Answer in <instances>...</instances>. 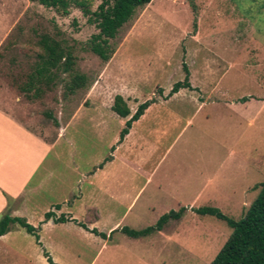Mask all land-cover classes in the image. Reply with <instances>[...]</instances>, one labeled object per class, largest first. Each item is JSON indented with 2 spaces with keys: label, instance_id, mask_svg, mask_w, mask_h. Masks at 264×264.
<instances>
[{
  "label": "rangeland",
  "instance_id": "rangeland-1",
  "mask_svg": "<svg viewBox=\"0 0 264 264\" xmlns=\"http://www.w3.org/2000/svg\"><path fill=\"white\" fill-rule=\"evenodd\" d=\"M100 1L93 0L92 9ZM97 31L78 8L60 15L30 0H0V107L50 139L47 129L53 131L55 125L46 114L64 120L85 106L87 91L103 71L108 77L102 82L104 90L96 85L98 97L112 104L115 94L121 93L134 112L135 102L159 98L183 80L185 63L195 87L187 93L205 103L196 112L190 102L183 110L172 104L156 108L155 114L163 119L159 122L171 128L158 139V154L183 126L180 112L193 117L158 164L155 187L150 184L131 204V198H126L120 205V215L121 209L126 215L118 226L142 229L170 210L182 206L186 210L162 230L138 238L119 229L102 238L73 224L45 228L42 247L15 224L0 237V264H49L43 250L57 264H209L231 228L225 220L192 208L213 206L238 220L259 191L254 185L264 181V0H151L120 28L115 51L106 62L89 47ZM41 33L70 47L75 71L86 75L87 87L67 94L56 80L50 90L32 98L19 90L41 51L37 45ZM82 109V117L66 128L47 158L46 164L54 170L51 179L20 216L30 224H36L48 203L62 194L52 198L47 192L50 185L60 183L62 191L73 187L76 196L79 189L84 192L85 172L108 156L109 143L120 135L125 122L108 105ZM102 115L109 129L99 136L88 117ZM143 125L147 140L150 124ZM118 217L101 219L99 230L106 234V226Z\"/></svg>",
  "mask_w": 264,
  "mask_h": 264
},
{
  "label": "crops",
  "instance_id": "crops-1",
  "mask_svg": "<svg viewBox=\"0 0 264 264\" xmlns=\"http://www.w3.org/2000/svg\"><path fill=\"white\" fill-rule=\"evenodd\" d=\"M104 76L105 78L108 77L106 70L103 71L101 79L99 78L91 84L84 101L85 106L81 105L64 120L55 115L54 118L57 120L58 125L53 127V131L47 129L52 133L50 140L36 134L0 107V213L8 210L12 216H22L25 215L26 210H29V203L33 199V195L39 189L45 188L53 175V168L46 164L47 158L58 144L59 139L64 136L66 128L82 117L80 115L83 113L82 108L88 109L91 105L94 107L108 105L111 110L112 104L105 99H100L97 94L100 91H96L97 84H101L102 90L105 89V86L102 85ZM191 86L192 88L190 89L181 88L168 97L166 96L168 93L163 91L159 98H155V101L133 122L121 140L119 138L120 135L118 137L115 135L108 145L110 151L108 156H104L102 160H97L98 162L92 164L85 172L83 179L86 181V190L84 192L79 189V195L76 196L73 190L75 188L73 187H65L63 188L64 191H62L60 183L50 185L47 192L52 198L56 197L59 192L62 194L56 198L57 200L48 203L49 208L45 212L54 211L57 216L62 213L70 219L85 223L89 229L96 228L99 232H102L98 227L101 219L113 218V220H116V217L119 216L117 222L106 226V236L109 232L111 234L115 230H120L121 226L118 225L126 215V210L122 211V209L120 215V205L123 206L128 201L126 198H131V204L137 197L141 196L144 189L150 184L154 183L153 187H155L156 183L153 178L158 170V164L163 160L166 153L171 151L178 138L186 130L191 117H193L183 111H181L183 114L180 112L181 118L185 119L183 126L169 144L162 148L161 153L158 154L159 149L161 150L158 147V139L162 138L171 128L167 124L163 125V123H160L163 121L162 116H159L158 113L155 114V110L168 104H172L178 110H183L187 106L185 104L190 102L196 105V112L205 102L199 101L195 96L187 93L194 90L195 87L192 84ZM119 95L126 100L127 97L125 95L121 93ZM174 98L179 99L174 101ZM143 101L135 102V108ZM126 102L128 101L126 100ZM129 108L131 110V107ZM111 112L116 114L112 110ZM169 117L174 119V116ZM88 120L91 121V128L99 136L105 134L109 129L105 124L106 119L103 115L99 117L91 116L88 117ZM123 120L121 119V122L126 121V119L125 121ZM146 121L147 124L151 125L148 126L149 132H151V137L149 136L151 139L147 140L144 139L143 134V124ZM170 123L172 124V122ZM158 125L161 126L159 127ZM156 154H158L159 158H155V161L152 162L153 164L149 165V162L153 161L151 158L155 157ZM75 170H77V167H75ZM156 186L161 187L159 183ZM85 196L87 199L82 200ZM70 197L75 199L72 200ZM56 205L59 206L58 209L55 208ZM77 211H81L80 216H78ZM66 224H73L82 231L91 233L72 220L55 223L52 219L45 220L43 214L36 224H32L38 227L40 242L38 245L42 247L40 238L41 232L45 228ZM8 233L0 237H4Z\"/></svg>",
  "mask_w": 264,
  "mask_h": 264
},
{
  "label": "trees",
  "instance_id": "trees-1",
  "mask_svg": "<svg viewBox=\"0 0 264 264\" xmlns=\"http://www.w3.org/2000/svg\"><path fill=\"white\" fill-rule=\"evenodd\" d=\"M30 1L51 8L60 15H67L73 7L78 8L87 17L88 22L94 24L98 30L90 37L89 47L91 51L106 62L115 51L114 40L120 28L132 19L138 8L147 5L151 0H101L95 9H92L93 0ZM37 45L41 51L36 53V59L31 66L32 70L25 75L24 81L19 85L21 92L29 98L39 97L45 90H50L55 85L56 80L63 83L67 94H74L77 90L87 87L86 75L75 71V56L62 39L41 33L37 39ZM183 70L185 73L183 80L172 85L166 95L167 97L181 88H192L189 81V70L185 63H183ZM63 74H66L67 78H62ZM159 92L162 90L160 89ZM245 99V97L242 98V100ZM154 101V97L144 100L131 113L125 99L119 94L114 96L111 110L122 118L128 117L120 130V140L128 132L133 122ZM46 115L52 119L55 126L58 125L57 120L50 113ZM253 188H259V191L238 220L227 217L213 206L192 208L198 214H209L225 220L231 228L229 236L209 264H264V181L254 185ZM55 208L58 209L59 206L56 205ZM185 210L184 206L177 210H170L162 214L154 224L142 229L124 226L120 230L133 238L145 237L162 230L169 220L179 219ZM44 219H52L55 223L72 220L91 233L106 238L105 233L99 232L96 228L89 229L85 223L70 219L62 213L57 216L54 211H47L44 213ZM15 224L32 235L36 243L40 244L38 227L33 226L23 217L12 216L8 210L0 213V236L9 232ZM43 255L49 264H56L45 250H43Z\"/></svg>",
  "mask_w": 264,
  "mask_h": 264
}]
</instances>
